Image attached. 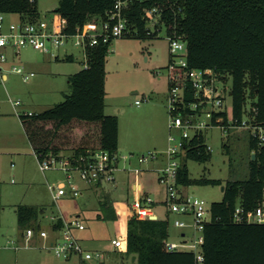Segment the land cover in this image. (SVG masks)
<instances>
[{"label":"trees","instance_id":"1","mask_svg":"<svg viewBox=\"0 0 264 264\" xmlns=\"http://www.w3.org/2000/svg\"><path fill=\"white\" fill-rule=\"evenodd\" d=\"M37 1L0 0V13L17 14L33 22L40 15ZM117 1L58 0L56 11L67 21L65 32L73 34L77 26L105 20ZM148 9L159 14L153 29L145 16ZM124 12L131 29L125 37H157L162 26L167 36H180L186 42L190 68H211L230 75L234 120L241 122L249 115L264 126V0H128ZM111 42L100 40L87 49L88 64L69 75L70 93L62 102L39 113L19 114L36 157L67 150L78 153L89 148L118 151L119 119L104 112ZM169 77L168 70V84ZM248 142V177L227 180L222 200L211 204L212 218L203 230L202 264H264V223H237L233 218L237 205L250 211L264 203V147L252 137ZM190 144L181 157L177 183L185 187L222 184L220 179L205 175L190 177L188 160L205 163L211 159L203 134L194 136ZM224 147L228 150L226 144ZM43 211L35 205L15 206L21 235L27 228H39L38 219ZM116 218L113 203L106 196L100 204L98 219ZM126 222L127 253L136 256L139 264H196L192 252L166 249L168 213L158 219H138L126 213Z\"/></svg>","mask_w":264,"mask_h":264},{"label":"rangeland","instance_id":"2","mask_svg":"<svg viewBox=\"0 0 264 264\" xmlns=\"http://www.w3.org/2000/svg\"><path fill=\"white\" fill-rule=\"evenodd\" d=\"M58 6V0H38L37 8L41 16L50 17ZM6 18L17 22L19 15L7 14ZM152 24L150 25V27ZM153 29V27H151ZM65 50L73 52V61L64 60ZM58 60L50 58L48 54L35 50L31 46L20 49V58L12 60L10 56L3 63L0 72V264H16L17 253L8 243L16 240L19 235L17 217L14 205L17 203L35 205L44 208L45 213L41 224L45 228L50 222L51 212L61 214H75L83 212L86 219V231H77L80 238H88L89 242L100 250L101 257H94L87 264H139L134 255L127 253L126 245L115 250L111 240L117 238L124 231L123 220H100L96 218L99 209L98 198L107 196L112 203H130L134 197L132 188L133 173L118 171L117 184H104L97 193L87 183L80 181L84 196L72 199L54 200L47 189V183L56 184L64 179V174L58 170L41 171L39 161L32 154L31 147L25 137L18 113H39L62 102L70 93L67 76L64 73H74L84 67L85 59L82 51L71 43L62 46ZM169 39L164 26L157 37L136 38L119 37L112 40L106 63L105 109L108 115H116L122 135L123 145H134L144 148L146 153L153 149V145L160 142V133L164 134L161 150L166 149L168 136L169 112L167 107L168 95V64ZM31 66L35 76L24 82L19 74L10 71L12 66ZM27 70V69H26ZM2 74L7 79H2ZM36 82V83H35ZM231 81H229V85ZM20 101V106L13 103ZM136 101L142 102L140 105ZM231 99L226 97V104L230 108ZM6 117V118H4ZM207 145L211 148V159L205 163L194 160L186 162L189 175L196 179L201 175L220 179V185L192 184L184 190L193 192L194 196L204 200L207 206L222 200L221 187L227 180H244L249 174L250 149L248 146L247 130L236 128L229 132L220 127H212L206 131ZM156 138H160L157 139ZM227 145L228 150L224 147ZM159 149V148H158ZM127 154L126 150H118ZM143 152V153H144ZM165 162L151 160L138 164L133 159L132 167L143 169L140 178L142 192L153 200L152 208L159 218L166 217L164 203L165 185L159 181V169ZM123 164H120V169ZM122 170V169H121ZM123 181V182H122ZM89 186V187H88ZM87 190V189H86ZM62 203V204H61ZM121 204V205H120ZM182 219L191 222L190 216H169V240H182L181 233L187 236L193 233L192 228H176L173 221ZM88 243V242H87ZM89 244V243H88ZM56 264H80L78 257L65 259L54 254L49 255ZM98 260V261H97ZM17 264H24L17 263Z\"/></svg>","mask_w":264,"mask_h":264},{"label":"built area","instance_id":"3","mask_svg":"<svg viewBox=\"0 0 264 264\" xmlns=\"http://www.w3.org/2000/svg\"><path fill=\"white\" fill-rule=\"evenodd\" d=\"M127 6L128 0H118L114 8L106 13L105 20L99 22L94 20L83 26H77L73 34L65 32L67 21L56 10L50 17L40 14L38 20L33 22L20 17L17 22L7 21L6 14L0 13V72L3 70L2 64L6 63L10 56H17L19 50L25 46H31L56 60L60 56L58 50L68 43L82 51L86 67L89 47L100 40L107 43L115 38L125 37L131 32L124 12ZM145 16L152 25L159 20V14L155 13V9L146 10ZM168 39L171 58L168 68L170 71L167 95L169 120L165 150H150L134 155L89 148L78 153L72 150L50 152L37 159L41 171L58 170L64 174L62 181L51 186L52 197L57 200L67 195L73 198L80 197L83 191L80 181L94 187L114 183L120 164H123V169L133 173L134 192L138 194L141 191L139 174L142 170L125 165H130L132 158H135L138 164H144L160 156L166 157V164L159 169V181L165 185L166 190L164 200L166 212L190 216L191 222L176 218L173 225L176 228H192L193 233L187 236L186 232H182V240L175 242L168 239L164 245L169 251L192 252L195 263L202 264L203 230L205 224L212 218L211 205L207 206L204 200L195 197L193 192L185 191L186 187L177 183L181 157L191 147L190 142L194 136L203 134L207 143L206 131L215 126L225 132L236 128L246 129L248 140L252 137L257 140L259 146L264 147V126L249 115H246L241 122L234 120L231 103L230 108L226 104V97H231L230 75L211 68H190L185 40L175 34L169 35ZM10 71L19 74L24 82L35 76L33 71H28L23 66L13 65ZM141 103L136 101L137 105ZM14 105H20V101H15ZM28 114L32 113L28 112ZM207 150L211 151L208 145ZM151 203L153 200L148 195H134L133 200L126 205V211L138 219H158L150 206ZM48 218L50 228H44L39 223V228L25 230L26 246H30L34 238H38L41 241L39 247L57 257L69 259L78 256L83 260L101 257L99 252L92 253L86 250L76 236V230L85 229L81 220L66 219L62 214L54 212H51ZM233 218L237 223H264V203L250 211H244L242 206L237 205ZM125 241L126 236L120 235L112 240V246L120 249L125 245ZM11 245L16 249L19 248L14 242H11Z\"/></svg>","mask_w":264,"mask_h":264},{"label":"crops","instance_id":"4","mask_svg":"<svg viewBox=\"0 0 264 264\" xmlns=\"http://www.w3.org/2000/svg\"><path fill=\"white\" fill-rule=\"evenodd\" d=\"M6 20L7 21H12V20H8V18H6ZM68 56H70L71 57V60H66V61H73V59H74V55H73V52H69L68 50H65V54H64V60H65V58L66 57H68ZM20 58V50H19V52H18V55L17 56H14L13 58H12V60L11 61H13L14 59H19ZM26 69L28 70V71H34V70H32L31 69V66H26ZM80 70V69H79ZM78 70V71H79ZM77 72V71H76ZM75 73V72H74ZM66 76H67V82H68V77H69V75H71V74H73V73H64ZM2 79L3 80H5V79H7V75L6 74H2ZM36 83V82H35ZM14 104V103H13ZM20 105H21V103H20ZM20 105H18V106H20ZM17 107V106H16ZM51 107V106H50ZM49 108V107H48ZM21 113H26V112H20V113H18V121H20V116H19V114H21ZM0 117H1V115H0ZM4 118H6V117H4ZM20 124H21V121H20ZM22 125V124H21ZM119 127H120V125H119ZM22 129H23V127H22ZM24 131V130H23ZM24 134H25V132H24ZM164 134L165 133H160V137H161V139L160 138H156V140L157 139H160L161 141H162V143H163V140H164ZM25 137H26V139H27V141H28V143H29V140H28V138H27V136H26V134H25ZM161 141L160 142H158V143H156V144H154L153 145V149L152 150H160V151H162L161 149H160V147L159 146H162L161 144ZM166 143H167V139H166ZM122 135H121V130H120V128H119V138H118V150H126V151H128V153L127 154H134V155H138V154H143V152H144V148H141V147H136V146H134V145H129V146H126V145H123V147H122ZM29 145H30V147H31V151H32V154L34 155V156H36L35 155V152L33 151V148H32V146H31V144L29 143ZM159 148V149H158ZM148 151H150V150H148ZM147 151V152H148ZM119 152V151H118ZM145 153V152H144ZM133 159H135V158H132L131 160H130V165L128 164V165H125V166H127V167H132V165H131V162H132V160ZM136 160V159H135ZM160 162V161H162V162H165L166 161V157H164V156H160L158 159H155V162ZM124 167H122L119 171H125V172H128V170H125V169H123ZM142 171L140 172V174H139V183H140V178H141V175H142V173H143V169H141ZM118 172V171H117ZM116 172V173H117ZM123 182V181H122ZM133 183H134V179H133ZM133 183H132V188H133V190H134V185H133ZM113 184H117V179L115 178V182L113 183ZM54 184H51V183H47V189L49 190V192H51L52 193V191H51V186H53ZM82 187V186H81ZM89 187V186H88ZM100 187H103V186H100ZM140 187H141V191H140V193H138V194H140V196H143V192H142V184L140 183ZM90 188H92L96 193H97V191H98V188L99 187H94V186H90L89 187V189ZM87 189V190H86ZM84 191H88V188H83V191H82V195L81 196H84V193H86V192H84ZM137 193H135L134 192V195L136 196V195H138ZM147 195V194H146ZM66 197V198H65ZM70 196L69 195H67V196H63V197H61V199H63V198H65V199H72V198H69ZM106 198V196H102V197H99L98 198V201H99V209H98V211H97V213H96V218L98 219V214H99V212H100V204H101V202H102V200L103 199H105ZM58 199H60V198H58ZM57 199V200H58ZM60 199V200H61ZM61 201H65V200H61ZM17 204H19V203H17ZM17 204H15L14 205V211H15V206L17 205ZM62 204V203H61ZM128 203H126V204H120L121 205V207H119V205H118V203H113V208H114V210H115V213H116V216H117V219H119V220H123L124 221V223H125V227H124V231H123V233H121L120 235H125L126 236V213H128L127 211H126V205H127ZM0 210H1V208H0ZM154 210V209H153ZM80 211H83V212H76L75 214H68V215H66V214H63L62 212H61V214L66 218V219H72V218H78L79 220H81L82 222H83V224L85 225V229H83V230H76L75 231V234H76V236L78 237V239H79V241H80V243H81V245L86 249V250H88V251H90V252H92V253H95V252H101L100 250H98L94 245H93V243H91V242H89L88 240V238H84V237H82V238H80L79 236H78V234H77V231H86L87 230V228H88V225H87V222H86V219H83L82 217V214L84 213V210H80ZM60 211H58V213H59ZM122 213V214H120V213ZM154 212H155V210H154ZM44 213H45V209H44V211H43V213L40 215V217H39V219H38V221H39V223L41 224V218L44 216ZM57 214V213H56ZM172 215H176V214H169L168 213V216H172ZM158 216V215H157ZM159 218V217H158ZM101 220V219H100ZM42 225V224H41ZM48 228H50V222L48 223V227H47V229ZM19 233V235H18V237L16 238V240H10V241H8V243L11 245V242H14L15 243V245L16 246H19V248L18 249H16L15 248V246H13V249L14 250H16V251H20V250H24V252L21 254V253H17V255H16V264L17 263H22V261L24 262V264H56V262L54 263V262H52L51 260H50V257H49V255H51V254H53V253H51L50 251H46V250H43V249H41L40 247H39V245H40V243H41V241H40V239H38V238H34L33 240H32V242H31V244H30V246H26L25 245V235H24V233L21 235L20 234V232H18ZM116 238V237H115ZM115 238H113V239H115ZM112 239V240H113ZM112 240H111V243H112ZM89 244H88V243ZM115 249V248H114ZM115 250H117V249H115ZM73 257H75V256H73ZM76 257H78V256H76ZM69 259H72V257L71 258H69ZM78 259H79V263L80 264H87V262L89 261V260H93L94 259V257L92 258V259H89V260H83L82 258H80V257H78ZM98 261V260H97Z\"/></svg>","mask_w":264,"mask_h":264},{"label":"water","instance_id":"5","mask_svg":"<svg viewBox=\"0 0 264 264\" xmlns=\"http://www.w3.org/2000/svg\"><path fill=\"white\" fill-rule=\"evenodd\" d=\"M58 8H56L55 10H57ZM255 157V155L254 154H252V159ZM221 190L223 191L224 190V185L221 187ZM136 258V256H133V259H135Z\"/></svg>","mask_w":264,"mask_h":264}]
</instances>
